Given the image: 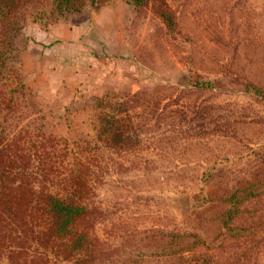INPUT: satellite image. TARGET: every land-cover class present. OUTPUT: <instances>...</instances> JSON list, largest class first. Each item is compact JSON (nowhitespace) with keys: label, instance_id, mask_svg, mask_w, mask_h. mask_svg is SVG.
Segmentation results:
<instances>
[{"label":"rangeland","instance_id":"obj_1","mask_svg":"<svg viewBox=\"0 0 264 264\" xmlns=\"http://www.w3.org/2000/svg\"><path fill=\"white\" fill-rule=\"evenodd\" d=\"M51 1L29 7L15 39L28 113L97 145L100 118L110 136L117 123L126 145L95 150V202L149 245L156 229L202 236L208 193L264 179V0H164L171 26L152 2L62 17ZM154 250L142 264H165Z\"/></svg>","mask_w":264,"mask_h":264},{"label":"trees","instance_id":"obj_2","mask_svg":"<svg viewBox=\"0 0 264 264\" xmlns=\"http://www.w3.org/2000/svg\"><path fill=\"white\" fill-rule=\"evenodd\" d=\"M98 1L52 0L51 11L66 17ZM126 1L143 8L152 2L167 26L175 23L164 0ZM36 3L0 0V264H142L140 249L151 245L165 264H264V179L208 193L202 236L156 229L151 245L119 223L121 214L113 220L95 202L103 178L95 150L121 149L126 141L117 123L109 135L104 117L97 145L61 137L42 112L28 113L26 85L13 64L19 27Z\"/></svg>","mask_w":264,"mask_h":264},{"label":"water","instance_id":"obj_3","mask_svg":"<svg viewBox=\"0 0 264 264\" xmlns=\"http://www.w3.org/2000/svg\"><path fill=\"white\" fill-rule=\"evenodd\" d=\"M185 210H186V207H185Z\"/></svg>","mask_w":264,"mask_h":264}]
</instances>
